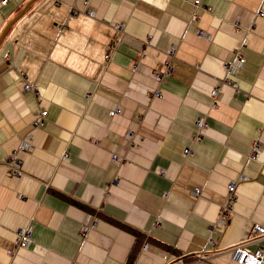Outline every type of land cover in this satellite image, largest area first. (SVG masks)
<instances>
[{
    "label": "crops",
    "instance_id": "obj_1",
    "mask_svg": "<svg viewBox=\"0 0 264 264\" xmlns=\"http://www.w3.org/2000/svg\"><path fill=\"white\" fill-rule=\"evenodd\" d=\"M260 11L264 0H0V264H236L227 250L264 226ZM27 226L31 244L10 253Z\"/></svg>",
    "mask_w": 264,
    "mask_h": 264
},
{
    "label": "built area",
    "instance_id": "obj_2",
    "mask_svg": "<svg viewBox=\"0 0 264 264\" xmlns=\"http://www.w3.org/2000/svg\"><path fill=\"white\" fill-rule=\"evenodd\" d=\"M200 0H194V4L198 5ZM4 2V0H3ZM90 12V11H89ZM259 15L261 17H264V12L260 11ZM199 34H203V32L199 31ZM175 50V46H172L169 50V56L170 60L173 58V53ZM245 58L243 57V54L241 53L240 50H238L232 60H228L225 62V67L227 69L228 73H233L237 68L241 67L242 64L244 63ZM171 61H167L164 65V69L162 72H155L154 76L157 78H162L164 76H169L171 73ZM24 85L23 88L26 90H32L34 93L38 92L37 85L35 83H29L26 80H24ZM232 85L236 87V84L232 82ZM156 96L160 95V92H155L154 93ZM218 94V88H213L210 91V95L214 98ZM114 114L115 112H111ZM45 115L46 111L44 108H40L39 110L36 111L34 119L32 121L31 126L34 127H39L42 126L45 122ZM207 129V123L205 120V117H199L195 121V129H194V140L198 141L202 138V136L205 134V131ZM28 137H30L28 135ZM23 147L28 148L29 144L24 143ZM183 156L186 157L191 154L190 148H184L183 150ZM113 161L119 162L120 159L113 155L112 156ZM6 166H7V172L11 176H21L22 175V168H21V160L19 158H16L15 155H10L6 159ZM236 190V181H231L229 182L227 186V192H228V201H227V206L221 210V219H225L228 216V208L230 205V202L234 198ZM197 190L194 191L196 193ZM166 194H164L165 196ZM96 224L95 218H92L90 216H87L83 220V231L85 232L91 227H94ZM251 232L254 234L252 235L247 242L241 243V244H236L229 248L227 250L231 260L235 262L236 264H262L264 260V247L263 246H257L254 249L249 248V243L259 239L256 238L259 235H264V226L261 224H253L251 226ZM31 236H32V229L31 227H22L17 230L16 233V240H15V246L13 250H10V253H14L18 249L21 248H27L31 244ZM148 244L145 243L143 248H147ZM172 264H179L177 262L172 263Z\"/></svg>",
    "mask_w": 264,
    "mask_h": 264
}]
</instances>
